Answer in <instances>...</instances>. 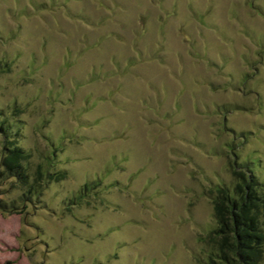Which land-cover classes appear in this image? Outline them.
I'll use <instances>...</instances> for the list:
<instances>
[{
  "label": "rangeland",
  "instance_id": "374dc122",
  "mask_svg": "<svg viewBox=\"0 0 264 264\" xmlns=\"http://www.w3.org/2000/svg\"><path fill=\"white\" fill-rule=\"evenodd\" d=\"M253 5L264 0H0V199L21 194L2 178L6 149L50 174L41 206L0 212V264L204 263L209 189L232 185L237 162L264 193Z\"/></svg>",
  "mask_w": 264,
  "mask_h": 264
},
{
  "label": "trees",
  "instance_id": "16d2710c",
  "mask_svg": "<svg viewBox=\"0 0 264 264\" xmlns=\"http://www.w3.org/2000/svg\"><path fill=\"white\" fill-rule=\"evenodd\" d=\"M253 8L264 15V9L254 5ZM220 110L225 111L229 108L223 106ZM2 125L3 123L0 122V132L4 138L9 137L10 133ZM228 131L235 135L234 131ZM239 136L245 138L243 133ZM5 151L8 156L2 161L5 168L2 178L20 186L21 194L11 201L0 199V212L22 215L26 213L28 206L42 205L37 200L43 189L40 185L41 180L45 174L48 177L50 174L46 169L44 172L40 169L35 173L31 172L27 165V157L20 147L15 146ZM236 157L233 153L234 160ZM231 174L232 185H217L209 189L215 227L209 234V252L203 264H262L264 262L263 183L258 180L249 163L233 162ZM96 186L93 187V182H88L77 196L73 197V201L84 199Z\"/></svg>",
  "mask_w": 264,
  "mask_h": 264
}]
</instances>
